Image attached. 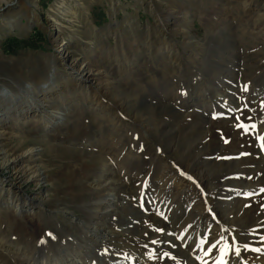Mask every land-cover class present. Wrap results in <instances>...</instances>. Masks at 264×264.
Returning <instances> with one entry per match:
<instances>
[{
  "label": "rangeland",
  "instance_id": "1",
  "mask_svg": "<svg viewBox=\"0 0 264 264\" xmlns=\"http://www.w3.org/2000/svg\"><path fill=\"white\" fill-rule=\"evenodd\" d=\"M62 1L68 0H25L41 21L28 30L27 19L17 14V0H11L10 7L5 2L0 5V17L10 15L18 25L0 38V90L18 94L27 86H45L54 57L62 54L61 45L71 38L73 51L88 57L94 72L87 94L72 88L54 99L45 115L32 114L26 122L14 121L0 129L9 138L5 143L9 148L19 142L35 147L38 162L30 167L40 166L54 183L36 187L23 177L13 183L12 168L1 171L0 177L13 184L30 206L42 203V195L50 197L32 221L23 217L25 225L45 227L52 247L60 240L76 250L83 246L96 258L93 264L110 253H119L131 264H155L157 259L159 264H235L239 259V264H260L264 259V0H80L85 8L77 9V27L73 24L61 43L54 44L56 30L48 15ZM108 9L110 14L102 19L100 13ZM186 28L189 34L184 33ZM8 30L0 20V34ZM55 112L66 114V125L49 124ZM83 138L99 139L98 145L81 146ZM100 160L113 167L131 198L126 216L135 233L133 255L113 251L116 247L110 243L96 245L93 253L85 228H80L78 221L87 218L89 209L81 199H74L84 193L82 178ZM186 160L193 172L187 170ZM185 170L188 177L194 172L203 177L207 185L199 186L201 182L191 178V188L179 191L174 174ZM235 184L241 190L237 189L233 209L223 213V223L216 212L225 208V196L236 189ZM207 199L217 220L210 217L215 230L195 218L209 206ZM51 202L60 209H74L78 221L71 218L70 226L69 218L58 219L50 210ZM5 205L2 195L0 255L12 238ZM105 218L109 229L116 231V218L109 214ZM225 226L238 235L222 232L217 237L216 231L220 234ZM203 233V243L193 244ZM184 235L189 236L187 243L180 242ZM226 244L231 251H222ZM29 263L37 264L38 257ZM6 264L16 263L9 259Z\"/></svg>",
  "mask_w": 264,
  "mask_h": 264
},
{
  "label": "bare ground",
  "instance_id": "2",
  "mask_svg": "<svg viewBox=\"0 0 264 264\" xmlns=\"http://www.w3.org/2000/svg\"><path fill=\"white\" fill-rule=\"evenodd\" d=\"M10 1L11 0H0V5L5 2L8 4V7H10L12 5ZM69 1L70 0L62 1L60 3L58 2L56 8H52L51 12L48 15V20L52 28H55L56 30V36L53 42L54 44H60L62 38L64 37V32L66 30H70L72 28L71 26H73V24L79 20L76 17L77 9L80 7L85 8V6L83 5V3H81L80 0H76V2H78L76 4L69 3ZM16 4L18 10L17 14L27 19V30L35 25L41 24L40 17L38 16L37 12L33 10L30 11L29 9H27L25 0H17ZM0 20L1 22L5 23V26L9 29L6 33L0 34V38H4L5 35L10 34L11 30L18 26L15 21L12 20V17L10 15H5L2 18L0 17ZM184 20H186V24L189 23L188 18ZM66 23H68V25H66ZM184 33L189 34L187 28L184 30ZM71 39L72 40L70 42H65L61 45L60 53L62 52V54L58 53L57 56L54 57L52 61L50 80L45 86L39 88L27 86L25 90L22 89L21 93L18 94L6 88H2L0 90V129H6L9 124L14 121L18 123L20 121L26 122L32 114L45 115L47 106L54 99H58L61 96L64 97L63 95L67 94V92H71L72 88H74L75 90L81 89V91L87 94L88 87L86 85L87 83H91L93 81L94 76L92 62L91 60H88V57H81L79 55H76L72 48V43L74 40L73 38ZM66 123V114L62 112H55V116L53 117V119H49V124L55 125L56 127L66 125ZM93 136L95 137L96 135ZM8 139L6 138L5 132L0 133V173L2 170L6 169L7 167H10L14 171V175H12V177L15 181L12 180L13 183L18 182L23 177V181H32L36 184V187H40L43 184L45 186L49 184L54 185V183L52 182V177L48 176L45 173V170H41L40 166L30 167L31 164H35L38 162V159L36 157L38 154L36 153L35 147H26L24 144L25 142H19L17 145H15L17 146L16 148H9L8 144H5L6 140ZM82 141L84 143L80 144L81 146H87L89 148H92L98 145L99 139L93 141L94 143L90 141L89 138H83ZM85 143L89 144L86 145ZM184 164L187 170L191 169L192 172L194 171L192 169V164L189 163V160H186ZM187 170H185V173L183 172L182 175H180L178 171H175V183L179 191L188 190L191 188L193 183L191 178L198 180V183L201 182L199 183V186H201V184H203V186L207 185L204 184V178L199 176L198 174H195V172L192 177H188L189 173ZM20 173H22V176L20 175ZM100 175L101 177H98ZM72 179L75 180V178L73 177ZM82 179L85 180V182H83L84 193L79 198L76 197L77 199L74 200L80 201L81 199L88 206V216L85 220L78 221L77 218L73 216L75 213L74 209H69L68 207L60 209L58 206H55L54 202H51L52 204L50 205V210H54L56 213L55 215L60 220L69 218L70 226L73 224H71L70 222L71 218L72 220L76 218V220L79 222V225L81 226L80 228H85L86 235L90 238V240L88 241L93 253L97 252V248L95 247L96 245L107 246L110 243L112 245L114 244V247H116L115 249L112 248L113 251L121 253L126 251V253H128L129 255H133L134 249L132 244L135 233L133 234V232L131 231L132 225L130 219H128L126 216L127 210L131 206V198L129 197V194L127 195L128 192H126L127 189L124 184L118 179H116L113 172V167L107 164L106 161L100 160L99 164L95 166V168H91L90 170H88L87 174ZM179 179H182L180 184ZM234 188L236 189L230 191V193L225 196L227 201V205L225 206V208L221 207L220 210H216V217H219L220 221L222 220L223 223H226L225 221H223V213L225 211H228L229 208L233 209L235 200L239 194L237 190L239 188L236 184ZM2 195L4 196V202L6 204L5 206H7V225L8 231L12 233V238L10 244L8 243L9 246H6V253L0 255V261H3L6 264L7 262H9V259H12V262L16 264H30L29 261H31L32 257L37 256V264H93L96 262V258H94L89 251L85 250L83 246L82 248L80 247V250H76V247H68L66 246L64 241L60 240V243L58 245L52 247L48 240L50 238L47 237L48 235L45 227L32 228V226L30 225L28 227L25 225V218L23 217L25 216L29 219V221H32V219H34L35 216L40 213L39 210L44 207V204L50 201L49 195L41 194L43 196V202L37 204V207L30 206L29 201H27V199L21 198L13 190V184L6 183V180H3L0 177V196ZM210 198L211 196H209V200ZM210 202L211 201H209L208 204L209 206L203 207V209L200 210L199 215H197L195 218L201 219V221L208 222V226L211 227L212 230H215V224H210V221L213 222V219H210V217L214 218V222L216 220V217H214L215 214L210 213ZM107 214L111 215L113 218H116V231L109 229V226L105 221V215ZM26 221L28 220L26 219ZM228 225L230 226L229 223ZM227 228L228 226L226 227V229L221 230L220 234H218L219 231H216V236L219 237L220 235H222V232H227L228 234L231 233L235 236L238 235L233 229L229 228L227 230ZM76 231H78V228ZM204 233L201 235L199 242L194 241L193 244L196 245L200 243L201 245L203 243L201 239H203ZM207 233H210V231H207ZM192 234L193 232H190V236ZM180 238H182V241L180 242L184 243L186 242V239L189 238V236L184 235ZM89 244L87 242L86 246H88ZM160 244L164 245V243L162 242ZM252 248L254 250V247ZM158 253L159 252H157V255L161 254ZM10 254H12V257L10 256ZM118 254L119 253H110L108 254V256H106L107 258H100L102 261L100 264H105L107 260L111 264H131L130 262H126L124 261V259H121ZM100 255L101 254H99V257ZM140 258L143 259V257ZM239 260H237V263L235 264H239ZM157 261L158 262H155V264H159L158 259ZM260 261V264H264V259ZM146 262L147 261H145V263Z\"/></svg>",
  "mask_w": 264,
  "mask_h": 264
},
{
  "label": "snow or ice",
  "instance_id": "3",
  "mask_svg": "<svg viewBox=\"0 0 264 264\" xmlns=\"http://www.w3.org/2000/svg\"><path fill=\"white\" fill-rule=\"evenodd\" d=\"M155 243V241H153ZM222 251H231L230 246L229 245H225L224 249H222ZM236 254L239 255V248L236 249ZM167 255V254H165Z\"/></svg>",
  "mask_w": 264,
  "mask_h": 264
},
{
  "label": "crops",
  "instance_id": "4",
  "mask_svg": "<svg viewBox=\"0 0 264 264\" xmlns=\"http://www.w3.org/2000/svg\"><path fill=\"white\" fill-rule=\"evenodd\" d=\"M125 2H126V1H125ZM108 10H109V9H108ZM107 13H109V14H110V10H109L108 12H106V11H104V12H101V13H100V14H102L101 18H102V19H105V18H107V17H106Z\"/></svg>",
  "mask_w": 264,
  "mask_h": 264
}]
</instances>
